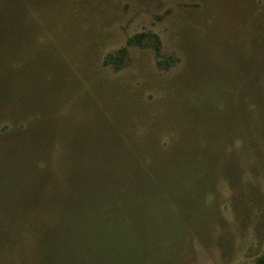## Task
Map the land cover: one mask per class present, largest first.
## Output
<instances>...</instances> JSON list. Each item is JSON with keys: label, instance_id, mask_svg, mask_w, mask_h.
I'll return each instance as SVG.
<instances>
[{"label": "rangeland", "instance_id": "374dc122", "mask_svg": "<svg viewBox=\"0 0 264 264\" xmlns=\"http://www.w3.org/2000/svg\"><path fill=\"white\" fill-rule=\"evenodd\" d=\"M80 130L186 144L193 177L158 184L163 207L126 236L49 254L24 230L0 264L264 260V0H0V211L52 195Z\"/></svg>", "mask_w": 264, "mask_h": 264}, {"label": "trees", "instance_id": "16d2710c", "mask_svg": "<svg viewBox=\"0 0 264 264\" xmlns=\"http://www.w3.org/2000/svg\"><path fill=\"white\" fill-rule=\"evenodd\" d=\"M126 56L127 50L121 49L107 55L105 63L122 66ZM68 135L72 140L61 145V169L52 195L42 192L37 203L31 204L37 210L0 211V250L16 239L26 240L24 230L29 229H33L30 239L42 240L49 254L58 252L50 250L48 242L53 237L54 245L61 246L65 240L76 239L91 245L116 232L126 236L131 226L148 220L151 209L163 207L158 184L172 183L178 192L193 177L186 144H174L168 150L166 145L158 147L145 130H80L77 136ZM156 172L162 176L157 181L151 176ZM10 200L0 203L15 204Z\"/></svg>", "mask_w": 264, "mask_h": 264}]
</instances>
